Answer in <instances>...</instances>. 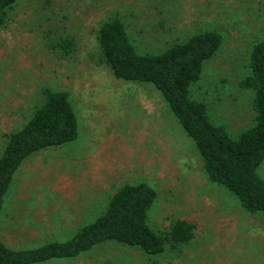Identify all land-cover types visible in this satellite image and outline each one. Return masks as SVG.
Wrapping results in <instances>:
<instances>
[{"label":"rangeland","instance_id":"1","mask_svg":"<svg viewBox=\"0 0 264 264\" xmlns=\"http://www.w3.org/2000/svg\"><path fill=\"white\" fill-rule=\"evenodd\" d=\"M111 17L123 21L140 53L205 29L219 32L222 44L191 94L232 135L252 123L251 93L238 81L248 73L250 44L264 34V0H17L0 27V150L4 134L22 124L45 88L67 92L78 135L26 158L15 179L29 180L33 193L69 195L76 205L95 195L93 217L107 205L105 189L143 180L157 192L148 210L151 228L166 231L177 218L195 224L190 241L167 245L160 255L113 240L97 243L80 253L92 264H264V212H246L206 178L192 141L154 87L117 79L100 61L96 29ZM64 36L75 40L68 55L52 46ZM259 173L264 178V160ZM21 190L10 184L6 199ZM77 226L7 245L66 240Z\"/></svg>","mask_w":264,"mask_h":264},{"label":"trees","instance_id":"2","mask_svg":"<svg viewBox=\"0 0 264 264\" xmlns=\"http://www.w3.org/2000/svg\"><path fill=\"white\" fill-rule=\"evenodd\" d=\"M17 0H0V27ZM100 61L123 81L150 85L162 96L170 112L200 157L206 178L223 187L248 213L264 212V34L248 50V73L238 85L251 93L252 123L230 134L214 122L207 105L192 96L191 86L204 64L222 44V35L205 29L159 51L136 50L123 21L102 20L96 29ZM71 36L59 37L52 46L63 55L74 48ZM78 135L75 109L65 90L45 88L42 100L30 108L22 124L4 134L0 150V211L10 182L24 160L40 150L73 141ZM157 196L147 181L122 183L112 191L103 212L66 240H46L35 247L14 249L0 240V264H34L55 258H73L97 243L117 241L148 255H160L194 237L195 224L177 218L166 231L148 225V210Z\"/></svg>","mask_w":264,"mask_h":264},{"label":"crops","instance_id":"3","mask_svg":"<svg viewBox=\"0 0 264 264\" xmlns=\"http://www.w3.org/2000/svg\"><path fill=\"white\" fill-rule=\"evenodd\" d=\"M22 165L23 163L16 171L15 175L21 170L20 168ZM15 175L10 184L19 185L20 189H22L20 192H24V194L10 195V199H6L8 196L4 195V205L2 204L1 208L3 216L0 218V240L5 244H10L12 246L15 244H24L30 240L39 239V237L36 238L35 236L37 234L60 232L67 226L78 225L76 228L78 229L85 224L82 222L87 220V218L91 220L94 218V211L90 210V205L92 204L91 202L100 200L97 196H87L84 198L81 205H76L72 202L73 197L69 195L33 193L35 189H30V187L33 188V184L26 179L18 181L15 179ZM116 188L113 189L110 186L108 189H105L103 196H108ZM58 189L59 188H57L56 191H58ZM87 200L90 202H87ZM17 201L23 202L24 204L17 206L14 204V202ZM43 201L45 204L41 205L40 203ZM16 219H20L18 223H16ZM49 239L48 237V240ZM82 254L73 258L49 259L44 262H39V264H58L60 260H62L64 264H92L91 259L87 256L81 257L80 255Z\"/></svg>","mask_w":264,"mask_h":264}]
</instances>
